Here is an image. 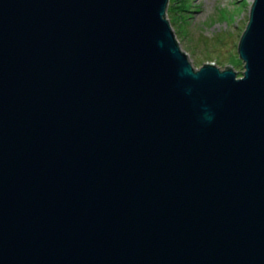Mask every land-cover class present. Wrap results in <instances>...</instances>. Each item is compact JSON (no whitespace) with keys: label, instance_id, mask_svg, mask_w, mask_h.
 Instances as JSON below:
<instances>
[{"label":"water","instance_id":"95a60500","mask_svg":"<svg viewBox=\"0 0 264 264\" xmlns=\"http://www.w3.org/2000/svg\"><path fill=\"white\" fill-rule=\"evenodd\" d=\"M168 4L0 0V264H264V0L241 76Z\"/></svg>","mask_w":264,"mask_h":264},{"label":"rangeland","instance_id":"374dc122","mask_svg":"<svg viewBox=\"0 0 264 264\" xmlns=\"http://www.w3.org/2000/svg\"><path fill=\"white\" fill-rule=\"evenodd\" d=\"M253 0H177L166 17L180 48L193 67L205 62L225 69L231 64L237 76L244 69L237 53Z\"/></svg>","mask_w":264,"mask_h":264},{"label":"trees","instance_id":"16d2710c","mask_svg":"<svg viewBox=\"0 0 264 264\" xmlns=\"http://www.w3.org/2000/svg\"><path fill=\"white\" fill-rule=\"evenodd\" d=\"M170 2L172 5H170L169 9L176 7L177 0H170Z\"/></svg>","mask_w":264,"mask_h":264}]
</instances>
